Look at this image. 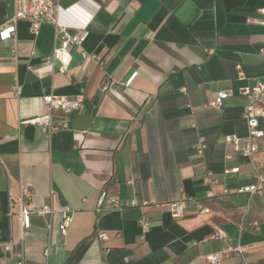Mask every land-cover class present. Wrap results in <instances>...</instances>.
Instances as JSON below:
<instances>
[{
	"label": "crops",
	"instance_id": "0c3cea01",
	"mask_svg": "<svg viewBox=\"0 0 264 264\" xmlns=\"http://www.w3.org/2000/svg\"><path fill=\"white\" fill-rule=\"evenodd\" d=\"M60 4L79 6L87 21L66 71L42 63L60 43L52 25L34 36L21 21L14 38L0 41V264H211L210 255L220 264H264V190L240 191L261 184L254 173L264 177V137L252 159L226 139L247 136L240 90L264 82V27L251 21L262 17L264 0ZM13 15V0H0V26ZM222 90L232 97L209 107ZM50 93L81 96L82 105L54 111L53 130L25 124L48 113ZM23 186L34 206L54 191L55 205L73 209L65 235L60 214L50 230L37 214L22 229L15 199ZM101 190L155 201L149 230L139 208L99 215ZM179 200L186 213L174 218L170 204ZM216 228L227 238H214Z\"/></svg>",
	"mask_w": 264,
	"mask_h": 264
},
{
	"label": "built area",
	"instance_id": "2783aa9c",
	"mask_svg": "<svg viewBox=\"0 0 264 264\" xmlns=\"http://www.w3.org/2000/svg\"><path fill=\"white\" fill-rule=\"evenodd\" d=\"M60 2L61 0H13L14 15L5 24L0 26V41L4 42L14 38L17 33V24L21 21L29 22L30 30L34 36L39 34L43 25H52L56 30V40L58 41L59 39L60 43L54 47L50 56L42 60V63L54 67L55 62L58 61L61 64V71H66L72 61L70 46L73 44L82 45L87 39V21L78 19L77 10L79 6L64 9ZM259 12L262 17L251 21L259 23L264 27V8L260 9ZM261 56L264 59V48L261 51ZM84 57H87V55L84 54ZM240 75L242 77V74ZM106 89L105 87L104 90ZM15 90L19 92V87H16ZM240 93L247 98L245 118L247 120L248 134L245 138L232 135L226 139L234 146L236 152L246 158L252 159L259 150V140L264 137V132L260 128V118L264 116V107H262L264 101V82H258L254 87L243 88L240 90ZM232 95V92L228 90L219 91L209 103V107L221 109L224 106L225 100L232 97ZM43 100L47 105L48 113L24 123L43 126L53 130L56 127L54 126L52 113L54 111L69 113L78 110L82 105L83 98L81 96L70 98L68 96L50 93L45 95ZM205 147L204 140L201 139L197 145L198 151L202 153ZM205 169L207 170L206 182L214 185L215 182L211 179L210 171L207 168ZM234 171L236 170H227L226 173L229 174ZM254 177L261 184L241 189V192H249L251 194L262 193L264 190V177L258 172L254 173ZM33 195L30 187L23 186L21 188V194L15 199L17 208L15 215L22 229L28 228L30 226L31 216L37 214L44 218L50 230L53 225L54 216L60 214L62 216L60 229L62 234L65 235L73 221V209L70 206H64L60 203L55 205L54 199H56L57 194L54 191H51L49 200L42 206L32 205ZM151 205H157V203L155 201L140 202L136 199L123 200L117 194H111L107 190H101L96 211L99 215H102L108 212H120L132 207L139 208L141 210L139 223L143 232L146 233L151 224L150 217L147 213V209ZM170 207L174 218H182L185 216V200L173 202L170 204ZM200 212L207 214L210 210L201 208ZM213 237L223 240L227 238V234L222 229L216 228ZM97 238L102 242L109 240V236L104 233H98ZM207 261L211 264H220L218 255L208 256ZM15 264H25V262L23 259H20Z\"/></svg>",
	"mask_w": 264,
	"mask_h": 264
}]
</instances>
